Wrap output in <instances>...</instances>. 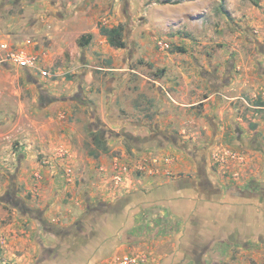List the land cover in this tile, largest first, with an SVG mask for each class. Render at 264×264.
I'll list each match as a JSON object with an SVG mask.
<instances>
[{"label": "rangeland", "instance_id": "1", "mask_svg": "<svg viewBox=\"0 0 264 264\" xmlns=\"http://www.w3.org/2000/svg\"><path fill=\"white\" fill-rule=\"evenodd\" d=\"M71 2L0 0L55 75L0 62V264H264V0ZM200 169L221 194L172 191Z\"/></svg>", "mask_w": 264, "mask_h": 264}, {"label": "flooded vegetation", "instance_id": "2", "mask_svg": "<svg viewBox=\"0 0 264 264\" xmlns=\"http://www.w3.org/2000/svg\"><path fill=\"white\" fill-rule=\"evenodd\" d=\"M237 139H238L237 141L239 143L240 140H241V138L240 137H237ZM173 143H175V141H173ZM170 187H171L172 191L182 192V191H186L188 189L190 191H196L198 193V195H202V196H204L206 194H209V193H217V192L219 194H221V191L220 190H217L216 192L214 191L215 189H214L213 183L207 177V174L205 172H203L201 169L199 170V173L197 174L196 177L177 179V180L171 182ZM263 196H262V198H264ZM122 204H124V203H122ZM89 208H91V207H89ZM120 208L121 207H119V206H116V207L110 206L107 209H105L102 212V214L103 213H106L109 216L110 215L112 216V215H114L116 213L120 214V213L123 212V210L121 209L120 210V213H119V209ZM250 211H252V210L250 209ZM90 213H91L90 214L91 216L90 215L89 216H90V219H91L90 220V227L91 228H90V230L87 233V235L89 236V238L91 237L92 234H94V235H98L99 234L100 236H105V238H112L111 237V232L110 231H107L106 232L107 229L105 227V223H101L102 225H98L95 220H94V222H92V219H93V216L95 214V211L92 210ZM238 224L236 225V228H235V231H237V232H238V229H240L239 228V225H242V224H239V225ZM96 227H100V229H98L99 230L98 232L96 231ZM102 227L104 228V231H103V228ZM241 227L243 228V225ZM77 229L79 230L78 233H80L79 236L86 235V233L84 232L85 229H86V226L85 225H83L82 223H80V225H79V227ZM106 233L108 235H105ZM115 236L121 237V238L124 237L121 233H118ZM92 239H93V237H92ZM43 250L44 251L41 252L42 253L41 254L42 255L41 257H43V259L47 258V256H46L47 254L50 255V256H48V258L46 260H44L45 262L46 261L53 260V258L55 260V259H57L58 255H60V252H59V254L57 253V255L54 254V256H52L51 255L52 253L58 252V251H52V249L50 251V249H44L43 248ZM201 262L202 261L200 259V261H198L197 264H201Z\"/></svg>", "mask_w": 264, "mask_h": 264}, {"label": "built area", "instance_id": "3", "mask_svg": "<svg viewBox=\"0 0 264 264\" xmlns=\"http://www.w3.org/2000/svg\"><path fill=\"white\" fill-rule=\"evenodd\" d=\"M160 46L163 45L160 44ZM0 49L3 53L1 63H7L26 70L32 76L38 74L43 79L55 77L50 69L46 51L37 50L35 43L31 40L24 41L18 45L9 40H3L0 43ZM130 262L134 261L126 258L124 264H129Z\"/></svg>", "mask_w": 264, "mask_h": 264}, {"label": "trees", "instance_id": "4", "mask_svg": "<svg viewBox=\"0 0 264 264\" xmlns=\"http://www.w3.org/2000/svg\"><path fill=\"white\" fill-rule=\"evenodd\" d=\"M124 31L125 28L122 25H119L117 27H113V28H106V27H102L100 29V34L102 36H104L109 45L113 48L116 49H125L126 48V42L123 40L124 39ZM85 37H83L84 39ZM90 38V37H88ZM88 40V39H86ZM90 41V40H89ZM89 41L85 42L86 44L89 43ZM96 140H97V144L98 146L103 149V151H108V148L105 144V139L103 138V136H96ZM97 155V154H95Z\"/></svg>", "mask_w": 264, "mask_h": 264}, {"label": "crops", "instance_id": "5", "mask_svg": "<svg viewBox=\"0 0 264 264\" xmlns=\"http://www.w3.org/2000/svg\"><path fill=\"white\" fill-rule=\"evenodd\" d=\"M92 1L94 0H74V3H70V7L68 10V13L67 14H70V15H78V16H86L88 15V13L92 10L93 8V4H92ZM61 4V3H59ZM61 7V6H60ZM97 10V9H96ZM75 13V14H74ZM217 206H220L222 207L221 205H217ZM228 207V206H227ZM226 208V207H225ZM229 208H236V209H241L239 206H235V207H232V206H229ZM248 210V208L246 209ZM241 224V223H240ZM78 264V263H77Z\"/></svg>", "mask_w": 264, "mask_h": 264}]
</instances>
